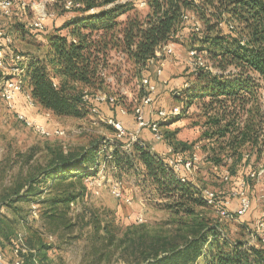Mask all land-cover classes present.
<instances>
[{
    "label": "trees",
    "instance_id": "1",
    "mask_svg": "<svg viewBox=\"0 0 264 264\" xmlns=\"http://www.w3.org/2000/svg\"><path fill=\"white\" fill-rule=\"evenodd\" d=\"M73 1L80 5L70 10L64 7L66 0L55 3L73 15L61 28L53 25L54 32L42 45L45 53L26 55L29 59L24 81L29 82L36 104L58 117L79 118L94 105L101 114L112 113V118L120 120L119 108L123 103L119 98L114 103L96 100L98 91L108 92L104 71L110 66L111 52L120 51L131 65L123 68L122 61L117 63L114 74L121 72L118 80L127 71L128 79L138 80L140 95L153 98L156 91L142 84L143 77L156 82L151 74L155 64L149 59L161 46L188 32L199 43L192 48L206 53L212 69H200L194 74L188 68L193 76L191 85L185 87L183 83L176 95L182 112L170 119L176 120L194 104H202L206 120L201 138L206 140V147L210 145L209 159L226 167L231 177L238 168L253 167L249 165V156L264 154V0H145L148 11L144 16L137 9L141 0ZM93 9L95 12H91ZM186 12L197 17L200 30H195L191 19L183 18ZM122 16L127 17L120 21ZM45 29L36 30L21 23L15 26L17 34L24 36H46ZM85 90L90 93L88 101L83 100ZM23 111L33 113L28 107ZM163 134L161 141L152 134L153 141L138 138L129 147L119 141L111 150L98 140L79 149L49 146L45 163L1 204L0 208L7 206L14 215L10 218L0 212L2 249L17 241L13 237L14 225L21 218L16 203L38 201L45 228L60 240L75 228L82 233L81 222L90 228L86 239L91 248L86 256L91 257V264L110 262L118 249L126 264H264V243L229 238L224 225L210 215L209 210L215 208L203 198L204 187L179 178L151 143L172 146L186 156L195 152L196 145L177 140L174 133ZM105 167L117 176L125 173L137 177L143 189L162 200L157 203L170 217L167 224L174 228L151 229L137 223L128 231L131 236L120 238L108 221L111 213L91 205L82 206V213L77 214L80 220L76 219L71 204L84 202L76 180L84 187V179L96 178L99 169ZM240 177L248 182L251 179L249 171ZM255 223L245 226L249 232L255 229ZM30 244L39 263L48 264L53 246Z\"/></svg>",
    "mask_w": 264,
    "mask_h": 264
},
{
    "label": "rangeland",
    "instance_id": "2",
    "mask_svg": "<svg viewBox=\"0 0 264 264\" xmlns=\"http://www.w3.org/2000/svg\"><path fill=\"white\" fill-rule=\"evenodd\" d=\"M21 2L28 3L29 7L23 10ZM40 4L45 5L49 14H54L46 22V36L43 33H38V36L18 35L15 26L19 23L29 25L34 22L37 17L34 6ZM137 9L141 12V16H144L148 11L147 6L137 5ZM71 15L73 13L66 12L59 4H53L49 0H17L9 14H5L0 10V26L12 35L13 50L27 56H39L46 51V48L42 45L47 43L48 35L54 32L52 26L56 24L61 28ZM126 17L122 16L119 20L123 21ZM64 32H67V29ZM173 43L174 55L165 58V70L162 74L164 77L161 78L155 70H151L157 88L156 93L153 94V101L145 112L147 119L151 121L159 120L161 130L167 136H172V133H174L177 140L190 146L204 145L198 151L200 156L199 169L191 178L199 186L212 188L220 195L227 194L240 175L246 176L247 172L250 171L249 169H255L264 162V154L249 156V165L253 167L238 168L231 179L225 181L223 171L226 167L217 166L214 161L209 159L211 156L210 145L206 147V140L201 138L202 125L206 120L202 104H194L176 120L167 118V121H164L165 119L159 117L158 110H169L180 105V98L176 96L178 95V88L186 81L193 79L188 71V60L191 48L199 44L195 35L186 32L179 35ZM119 61L123 62L121 65L123 68L131 66L127 64L124 55L120 51L113 50L109 60L110 66L104 72L107 73L109 83L106 88L108 92L105 93L108 95L111 93L119 98L123 103L121 107L125 108L127 115H130L128 122L122 120L126 129V134L121 136L122 140L118 138L115 127L109 122L110 119L117 120L111 117L112 113L104 112L93 115L88 111L81 118L58 117L52 112L42 109L36 103L33 106L30 105L25 95L21 94L18 99V105H21L20 108L24 110L28 107L33 111L30 115L53 131L51 136L38 134L33 129L25 126L17 118L14 111L7 107L0 90V207L2 202L14 195L13 191L19 185L27 182L28 177L36 171L38 166L45 163L49 146L60 145L65 150L79 149L98 140L102 146H106L108 150H111L117 142L123 141L128 144L135 140L134 137L150 140L148 133H143L146 128L138 131L137 121L134 119L135 109L141 105L143 100V96L140 95L138 80L128 79L129 75L124 70L122 73L123 78L119 81L118 76H121V72L114 74ZM2 84L3 78L0 70V87ZM24 90H29L28 81L25 83ZM126 114L120 112L119 116L121 118L122 116L126 117ZM57 129L64 130V134H58ZM149 135L152 137L150 132ZM190 151L186 153L189 154ZM114 174L116 173L111 168L105 167L99 169L96 178L84 179V187L83 185L79 186L80 184L76 180V186L79 190L81 189L84 197L82 204L80 202L71 204L72 215L76 216V219L80 220V216H77V214L82 213V206L91 205L100 208L106 214H108V211L111 213L108 221L112 222L120 238L131 236L132 234L128 231L131 226H135L137 223H143L151 229L174 228L172 224H167L170 217L158 205L162 200L156 199L148 190L143 189V186L138 183L141 181H138L137 177L125 173L118 176ZM249 182L251 186L250 195L252 200L254 199L257 202L252 208H255V211L264 212V184L259 185V188H254L255 184L264 182V176L258 179H250ZM115 191H120V195H117ZM16 204L20 210L19 217L21 219L14 225V239L18 238L19 233H23L27 237L28 244L38 245L44 243L53 246L49 252L48 264H91V257L86 256L91 248V243L86 239L89 236L87 234L90 228L85 227L81 222L80 227H84L82 233L75 228V230L65 233L64 238L60 240L45 228L44 219L41 216V204L38 201H19ZM0 212L10 218L14 217L13 210L11 211L7 206L0 208ZM209 212L212 218L224 225L229 238L249 240V242L252 240L251 234L245 227L254 224L257 220L256 214L252 211L243 218L233 220L219 217L213 208ZM140 218H142V221H140ZM78 235L81 237L74 238ZM113 254L114 257L110 262L104 261L99 264H126L119 249Z\"/></svg>",
    "mask_w": 264,
    "mask_h": 264
},
{
    "label": "built area",
    "instance_id": "3",
    "mask_svg": "<svg viewBox=\"0 0 264 264\" xmlns=\"http://www.w3.org/2000/svg\"><path fill=\"white\" fill-rule=\"evenodd\" d=\"M51 3L55 4L57 0H49ZM17 0H0V10L9 14L12 7L15 5ZM80 4L75 3L73 0H66L64 7L68 10L74 6H79ZM139 6H147L145 0H141L138 3ZM21 7L26 10L29 4L26 2H21ZM37 11V17L34 22L29 24L30 27L36 30H44L46 28V22L54 14H49L45 8V5L34 6ZM91 12H95L93 9ZM185 19H191L194 24L195 30L201 29V24L197 17L191 13L186 12L183 16ZM13 38L12 35L0 26V70L3 72V84L0 87L1 93L3 95L4 101L7 107L14 111L17 118L27 127L33 129L36 133L43 136H51L53 131L49 129L44 123L40 122L32 115L27 114L23 110L18 109V99L21 94L25 95L27 102L33 106L34 99L31 96L30 91H25V81L24 76L28 68V57L20 52L12 49ZM174 43L173 41L167 42L156 51L155 56L151 57L149 61L155 64V72L158 76H162L164 73L165 58L174 55ZM188 67L194 74H197L200 69H212L209 60L206 57L204 51H199L196 48H192L189 52ZM142 84L146 86L150 91L154 92L157 88L155 83L150 82L148 77L142 78ZM191 85V81H186L184 83L185 87ZM90 99V93L85 90L83 94V100L88 101ZM116 97L113 95H108L106 93L98 91L96 95V100L101 103L110 102L114 103ZM153 98L151 95L145 96L142 100L141 105L135 109V116L138 125V131L144 128L150 129L153 137L157 141H161L164 138V134L161 130L160 122L151 121L147 119V114L145 113L148 106L152 103ZM90 113L93 115H99L100 109L97 106L89 107ZM122 114H126L125 108H119ZM182 112L180 105L174 106L172 109H161L158 110V115L162 119L173 118ZM160 119V120H161ZM110 123L117 130L118 137L126 134V129L123 125L122 120H109ZM58 134H64V130L57 129ZM138 140L137 137H134ZM130 143L126 145L129 147ZM196 150L191 156H186L183 153L175 150L172 146H167L166 151L161 153L167 165H169L172 170L181 178L183 181L194 180L191 176L199 169L200 156L198 151L200 145L195 146ZM248 157V155H246ZM249 176L251 179L260 178L264 176V162L261 163L257 168L249 171ZM89 179V178H88ZM223 179L229 181L231 176L228 171L225 170ZM195 183V182H194ZM250 183L245 177H239L235 185L229 190L225 195H220L219 192L212 188L204 187L201 189V194L206 202L212 205L218 215L222 218L233 220L239 219L246 215L252 208L253 200L250 193ZM117 195H120V191H115ZM142 221V218H140ZM252 236L251 244L264 243V212L260 218L255 223V229L249 232ZM0 264H40L37 258L36 250L31 248L27 241L26 236L23 233L18 234L17 241L14 246H12L11 254H8L0 247Z\"/></svg>",
    "mask_w": 264,
    "mask_h": 264
},
{
    "label": "crops",
    "instance_id": "4",
    "mask_svg": "<svg viewBox=\"0 0 264 264\" xmlns=\"http://www.w3.org/2000/svg\"><path fill=\"white\" fill-rule=\"evenodd\" d=\"M58 25H56V27H57ZM53 27V26H52ZM121 118V117H120ZM123 121H125V122H128L127 120H129V119H127V118H125L124 119V116H122V118H121ZM143 133H148L147 135L150 137V140L151 141H153L152 139H151V136L149 135V131H147V129H145V130H143ZM140 137V136H139ZM148 139V138H147ZM152 144V148L154 149V150H156V151H158L159 153H163V152H165L166 151V146L165 145H163L161 142H152L151 143ZM261 184H264V182L262 183H259V184H255V186H254V188H259L258 186L259 185H261ZM257 186V187H256ZM256 201H254V199H253V207H254V205H256ZM257 211V212H256ZM255 211V208H253V210H252V212L254 213V214H256V216H258V214H260V215H262L263 214V212H260L259 210H256ZM1 247V246H0ZM2 248V247H1ZM11 249H12V246H6L5 248H4V251L6 252V253H8V254H11Z\"/></svg>",
    "mask_w": 264,
    "mask_h": 264
}]
</instances>
